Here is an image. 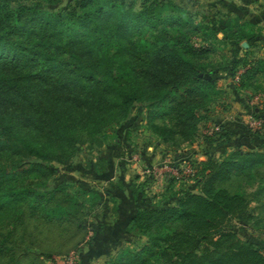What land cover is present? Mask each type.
I'll list each match as a JSON object with an SVG mask.
<instances>
[{
	"label": "trees",
	"instance_id": "1",
	"mask_svg": "<svg viewBox=\"0 0 264 264\" xmlns=\"http://www.w3.org/2000/svg\"><path fill=\"white\" fill-rule=\"evenodd\" d=\"M59 1L0 0V215L6 218L0 264H46L16 240L18 229L21 239L28 218L67 222L78 214L80 195L63 185L43 187L53 172L48 163H67L135 102L145 103L161 141L189 143L198 111L217 93L205 76L215 70L206 68V47L191 42L196 34L206 41L201 25L181 5L72 0L53 8ZM222 27L230 41L257 35L239 18ZM259 63L241 64V85L262 71ZM156 117L166 121L155 123ZM205 155L187 162L193 190L179 188L174 203L133 213L128 228L145 241L119 250L111 264H264L259 246L233 230V221L248 218L242 209L248 198L237 188L264 166V153L233 148L218 159ZM169 179L171 185L175 179ZM263 192L264 182L254 195Z\"/></svg>",
	"mask_w": 264,
	"mask_h": 264
},
{
	"label": "rangeland",
	"instance_id": "2",
	"mask_svg": "<svg viewBox=\"0 0 264 264\" xmlns=\"http://www.w3.org/2000/svg\"><path fill=\"white\" fill-rule=\"evenodd\" d=\"M71 1L60 0L52 7H65ZM171 1L181 5L192 21L201 25L206 41H200L201 36L196 34L191 42L206 47V68L215 70L205 76L214 81L217 93L198 111L196 135L189 143L174 146L170 141H161L146 119L145 103L135 102L125 118L103 136L80 144L67 163H48L53 172L47 176L43 187L51 189L63 185L75 197L80 195V204L74 220L46 222L37 217L28 218L21 239L18 229L16 240L29 245L46 264H68L69 254H72L73 264H111L119 250L138 249L145 238L130 232L131 216L142 207L174 203L173 192L179 188L193 190L192 181L185 173L189 172L187 162L196 158L197 151H205L213 159L220 158L232 147L264 153V33L257 24L249 28L257 35L247 41H230L220 33L222 22L228 18L248 21L253 20L254 15L259 16L264 12V8L261 9L264 0ZM208 26L214 29H206ZM258 60L262 71L241 85L238 81L241 64L247 61L250 65ZM236 66L239 67L233 76L231 67ZM152 121L166 120L156 117ZM226 135H229L226 139L221 138ZM180 158L185 161L184 166L178 162ZM169 177L175 179L171 185ZM262 182L264 166L237 188L248 198L242 208L248 218L233 221V230L241 239L259 246L264 258L261 248L264 244V195H254ZM165 187L166 193H160ZM156 196L153 202L150 197ZM5 220L0 215V228Z\"/></svg>",
	"mask_w": 264,
	"mask_h": 264
},
{
	"label": "crops",
	"instance_id": "3",
	"mask_svg": "<svg viewBox=\"0 0 264 264\" xmlns=\"http://www.w3.org/2000/svg\"><path fill=\"white\" fill-rule=\"evenodd\" d=\"M258 1V0H257ZM264 8V6L261 8V9H263ZM263 11V10H262ZM248 14H250V12L248 13ZM251 18H252V16H251ZM250 18V19H251ZM248 21H251L252 22V24L254 25V27H257L256 26V24L258 25V26H260L261 27V33H264L262 30L264 29V12H262L259 16H256V15H254L253 16V20H248ZM263 35V34H262ZM261 57V56H260ZM264 59V58H263ZM261 72V71H260ZM220 132V131H219ZM227 136H229V135H226L225 137L224 136H222L221 138H223V139H226L227 138ZM238 148H240V147H238ZM231 149H233V147L231 148ZM230 149V150H231ZM240 149H242V148H240ZM228 151H229V148L227 149ZM206 154V152L205 151H203V152H198L197 151V154H196V158L195 159H198V160H200V159H204L205 158V155ZM210 155V154H209ZM178 162L179 163H181V164H185V161L183 160V159H178ZM184 164L182 165V166H184ZM192 187H193V185H191ZM170 189V188H169ZM168 189V190H169ZM165 190H166V187L165 188H163L162 190H161V192L160 193H166L165 192ZM152 197V196H151ZM150 197V199H152V201L154 200V199H156L157 198V196L156 197H154V198H151ZM158 199H160V197H158ZM155 201V200H154ZM153 201V202H154Z\"/></svg>",
	"mask_w": 264,
	"mask_h": 264
},
{
	"label": "built area",
	"instance_id": "4",
	"mask_svg": "<svg viewBox=\"0 0 264 264\" xmlns=\"http://www.w3.org/2000/svg\"><path fill=\"white\" fill-rule=\"evenodd\" d=\"M237 78V76L235 77V79ZM69 262H68V264H73V257H72V254H69Z\"/></svg>",
	"mask_w": 264,
	"mask_h": 264
}]
</instances>
